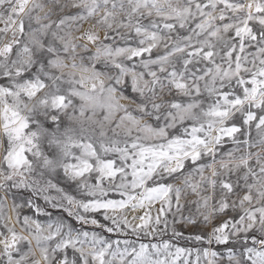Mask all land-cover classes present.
Returning a JSON list of instances; mask_svg holds the SVG:
<instances>
[{
    "label": "snow or ice",
    "instance_id": "6c2138e0",
    "mask_svg": "<svg viewBox=\"0 0 264 264\" xmlns=\"http://www.w3.org/2000/svg\"><path fill=\"white\" fill-rule=\"evenodd\" d=\"M0 24V264H201L23 207L137 239L210 225L190 238L264 264V0H0Z\"/></svg>",
    "mask_w": 264,
    "mask_h": 264
},
{
    "label": "rangeland",
    "instance_id": "374dc122",
    "mask_svg": "<svg viewBox=\"0 0 264 264\" xmlns=\"http://www.w3.org/2000/svg\"><path fill=\"white\" fill-rule=\"evenodd\" d=\"M44 2L49 3L52 2V0H44ZM78 11V9H71V8H66L64 9V11H59V9L57 10V14L54 15L52 18L58 19V17L63 16L65 14H75ZM94 23V20H89V21H79L77 23V25L73 26V28H71L70 30L75 34V35H80L83 31L85 30H92V24ZM145 23H147V21H145ZM79 27L80 31H76V27ZM0 27H3L2 24H0ZM123 31V30H121ZM183 32V30H181ZM132 38L130 40L124 41V40H120L118 37L116 38L115 41V46H128L131 45L133 47L137 46V41L138 38H136L134 36V34H131ZM175 35V34H173ZM107 43L111 44L112 41H107ZM164 51L163 47H161L160 49H154L152 52V56L155 57L158 54H162ZM145 58H147V54L145 56ZM125 63L131 65V61H125ZM6 81L0 79V84L5 83ZM126 94L127 95H131V90L130 89H126ZM237 91H239L237 89ZM122 103H126L125 101H122ZM134 107V106H132ZM253 135H255V131H253ZM231 144L229 143L228 145H226V148H230ZM207 159V158H206ZM117 163H119V161H117ZM129 179H131V177H129ZM62 187H64L69 194L76 196L78 199L83 198L82 194L76 190L75 186L69 183H64L62 184ZM54 194V193H53ZM27 197V194L25 196V198ZM109 199H120V196L117 193H113L110 192L108 197ZM34 203L39 205L40 207H45L44 205V201L42 199L39 198H35L33 197ZM11 201H9L10 203ZM17 203H21L23 204V199L17 200ZM158 207V205L156 206ZM21 211V215H28L30 216L32 219H36L38 220L41 224H47L48 222H50L51 220H55V219H64L66 223H69L73 226L74 229H82V230H88V231H95L97 234L103 236L105 239L108 240H115V239H128L131 241H134L135 244L138 246L139 243H148L149 239H151L152 243H159L162 242L164 240L169 241L172 245V251L175 250L176 247H181L184 248L188 251L191 252V255L188 256V259L191 261H195L196 260V255L199 252L201 254V264H207V262L203 259L202 256V251L205 248H210L212 251H216L218 253V260H217V264H229L228 258H227V253L229 249H232L234 251L237 252V254L239 253V251L241 250V245H242V241L239 242H230L228 245H216V244H212L209 245L205 242H197L194 239H191L190 237L197 235V234H204L205 236L207 235V233L211 230V226H204V225H198L195 227L192 226H178L180 228V230L183 232V236L177 238V237H173L171 232L169 231L167 234H161L157 237H153V238H147L144 237L143 234H141L140 238L137 239L136 236H133L130 232L128 233V235H119V234H109L107 232H104L102 229L96 228L93 229L92 226L90 225H85L82 226L80 224H78L73 218L69 217L67 215V213H62L60 211L54 210L51 207H47L46 211L47 213H49L50 215H37L35 213L34 210L28 209L27 207H23L20 209ZM9 215H11V213H8ZM153 215H155V208L153 209ZM229 215H232L231 212H229ZM96 218L98 220L101 221V223H105L108 224L110 226V222L107 221H103V218L99 215L96 214ZM129 220L132 219V214L128 215ZM169 219H171V215H169L168 217ZM223 219V218H221ZM221 219H217L215 221L216 224H219L221 222ZM19 225H17V230H19ZM0 231H3L2 228H0ZM233 240H235V238H233ZM26 247V246H24ZM113 247L115 248L116 245H113ZM121 248H123V245H120ZM0 260H3L2 257H0ZM178 264H183V258H181V261L178 262Z\"/></svg>",
    "mask_w": 264,
    "mask_h": 264
}]
</instances>
